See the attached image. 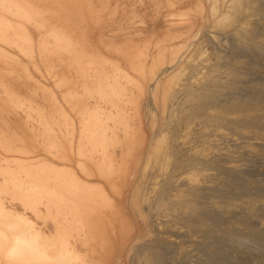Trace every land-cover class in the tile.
Wrapping results in <instances>:
<instances>
[{
  "label": "bare ground",
  "instance_id": "1",
  "mask_svg": "<svg viewBox=\"0 0 264 264\" xmlns=\"http://www.w3.org/2000/svg\"><path fill=\"white\" fill-rule=\"evenodd\" d=\"M228 1L0 0V264L170 263L166 242L199 229L221 181L187 162L214 135L176 138L166 119L203 83L191 42L236 22Z\"/></svg>",
  "mask_w": 264,
  "mask_h": 264
},
{
  "label": "rangeland",
  "instance_id": "2",
  "mask_svg": "<svg viewBox=\"0 0 264 264\" xmlns=\"http://www.w3.org/2000/svg\"><path fill=\"white\" fill-rule=\"evenodd\" d=\"M230 1L232 0H229L228 3L231 4ZM234 2L237 3L238 7L234 24L229 25L228 28L227 26H222L224 29L216 27L218 29L214 28V30L219 36L216 35L213 38L209 35H202L190 44V47L194 46V48L192 47L194 56L187 72L190 74L198 72L196 76L203 75L200 81L203 80L202 82L205 86H203V83H200L201 85L198 84L199 80L196 82L191 81L190 86L189 84L187 86L188 88H183V90L185 89L184 91L176 92V100H173V105H178L177 111L173 115L182 114V118L185 117L186 120L185 118L180 120L178 118L179 115L173 116L172 113L166 119V128L171 134H174L173 137L181 136L180 124H185L184 129L188 130V132L196 130L199 133L201 131L204 133L207 131L210 136L214 135L211 138L216 142L218 141L217 143L214 141L215 146L218 145V149L215 147L211 157L198 155L197 158L199 159H196L193 154H190L187 162L198 160L200 165L203 164L202 166L209 165L211 167L210 170L217 173L214 175V183L217 181L216 184H218L221 181L220 184H215L218 186L215 192L218 196L213 193H210L212 194L211 196L205 193L200 196V201L203 204L201 206L203 207L200 212V217L202 218L199 229L191 231V233L187 232L182 237L173 236L169 242H166V246L172 247V250L168 252L169 264H264V240H262L264 239V215L261 214H264L262 208L264 207V0H234ZM141 6L139 5L135 9H131V6H129V11L143 12ZM172 11L176 12V10L166 9V19L170 17V13H173ZM147 12L153 14L151 9ZM134 19L135 17L133 21ZM173 28L185 30L188 26L176 25ZM195 62H199L195 66H199L201 69L195 66L196 69H193ZM191 89L197 92L193 93ZM189 91L192 93L190 94ZM200 122L201 124H199ZM13 125H16L18 129H22L26 137L30 135L27 124ZM0 126H2L1 121ZM177 129L179 130L177 131ZM215 129L217 131H214ZM219 130L220 132H218ZM227 131H229L230 136ZM202 133L201 136H203ZM220 133H226V138L232 136V140L231 138L230 140L225 137L221 138L224 141L226 139L228 145L223 140H218L220 136H224V134L221 135ZM218 143H220L221 149ZM185 145L188 146V144ZM223 145L226 147L224 148ZM205 146L203 143H196L195 145V147L202 150H204ZM16 152L24 156L29 155L20 151ZM204 152L207 153L206 150ZM177 165L180 166L178 168H181L184 164L177 163ZM228 170L229 172H226ZM231 171H235L233 173L236 175ZM224 180L225 182L230 181L229 184L233 183L234 186L232 187L228 183L223 182ZM219 185H223L221 186L223 189ZM224 187L226 190H224ZM228 187L229 190H227ZM230 187L233 188V192ZM218 188L223 191L221 190L220 192ZM229 191H231V194ZM203 195L211 198L203 197ZM226 195L230 197L228 198ZM224 197H227L228 200ZM201 198L203 199L201 200ZM204 200L211 201V204ZM260 206L261 209L259 210ZM261 210L263 211L260 212ZM212 211L215 212L214 215L207 216ZM203 212L206 214L204 215ZM255 213L257 216H255ZM253 214L255 217H252ZM258 217H261L259 218L260 220L257 219ZM249 224L252 225L249 226ZM181 232L185 233V230L182 229ZM257 236L259 237L256 238ZM181 243H186L185 247H183L185 249L179 248Z\"/></svg>",
  "mask_w": 264,
  "mask_h": 264
}]
</instances>
